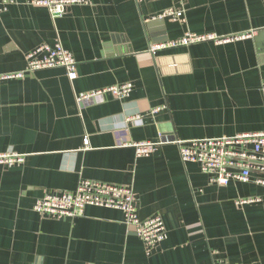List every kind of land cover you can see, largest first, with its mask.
I'll return each mask as SVG.
<instances>
[{"label": "crops", "instance_id": "crops-1", "mask_svg": "<svg viewBox=\"0 0 264 264\" xmlns=\"http://www.w3.org/2000/svg\"><path fill=\"white\" fill-rule=\"evenodd\" d=\"M169 9L181 19L158 18ZM186 35L251 36L150 51ZM56 43L76 79L61 67L25 72L28 53ZM17 73L0 82V155L24 157L0 164V264H264V175L212 184L171 143L264 132V0H89L54 20L16 0L0 11V75ZM125 83V99L78 101ZM161 139L136 156L133 144ZM80 180L130 187L165 240L145 247L114 209L60 220L34 211Z\"/></svg>", "mask_w": 264, "mask_h": 264}, {"label": "built area", "instance_id": "built-area-1", "mask_svg": "<svg viewBox=\"0 0 264 264\" xmlns=\"http://www.w3.org/2000/svg\"><path fill=\"white\" fill-rule=\"evenodd\" d=\"M138 2L152 0H135ZM16 3V0H0V11L7 6ZM33 6L47 9L50 17L54 20L60 18L67 7L73 5H86L89 0H28ZM181 19L182 13L169 9L158 18ZM251 35L237 37L219 38L213 35L197 36L186 35L182 39L169 41L165 44L154 45L151 52L156 50L187 46L201 41L227 42L242 39ZM26 70L32 72L43 69L61 67L65 69L70 79H76V62L73 55L66 51L60 44L54 46L41 45L26 55ZM22 73L0 75V82L10 79L22 78ZM264 89V80L262 82ZM132 85L125 83L101 89L81 96L78 101L86 102L97 100L106 95L122 100L129 96ZM163 108V107H162ZM162 108L153 109L152 113L159 112ZM140 116L135 115L130 120L135 123L140 121ZM164 143L139 142L132 146L135 148L137 157H147L156 148ZM178 147L180 159L183 163H195L200 171L210 178V183L218 186H227L231 181L246 182L253 174L264 175V132L243 133L234 137H221L216 139H197L191 141H171ZM24 161L22 155L15 153H4L0 155V164H20ZM255 183L264 186V177H256ZM253 200H240L237 205L253 203ZM88 206L118 210L123 214L124 223L138 237L147 248L160 244L166 238V230L162 219L153 216L141 220L137 214L133 202V192L127 186H115L80 180L73 193H59L46 195L36 201L33 209L41 215L60 220L63 218H75L83 215Z\"/></svg>", "mask_w": 264, "mask_h": 264}]
</instances>
